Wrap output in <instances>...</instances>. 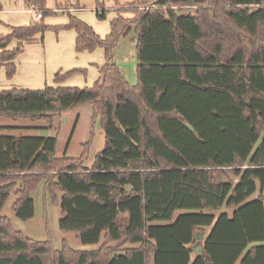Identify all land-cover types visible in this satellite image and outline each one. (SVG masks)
Instances as JSON below:
<instances>
[{
    "label": "trees",
    "instance_id": "1",
    "mask_svg": "<svg viewBox=\"0 0 264 264\" xmlns=\"http://www.w3.org/2000/svg\"><path fill=\"white\" fill-rule=\"evenodd\" d=\"M131 6L105 36L72 12L52 27L77 31L78 52L104 49L92 85H62L86 71L74 67L59 70L55 86L0 90V116L54 128L57 115L88 103L106 132L103 150L86 165L90 142L80 155L60 154L56 137L16 136L0 126V264H264V0ZM43 18L0 36L9 78L24 42L42 40L50 28ZM133 30L135 84L114 55ZM42 184L45 199L61 206V230L100 242L97 248L67 240L57 247L52 237L38 241L16 229L3 213L9 196L26 221Z\"/></svg>",
    "mask_w": 264,
    "mask_h": 264
},
{
    "label": "rangeland",
    "instance_id": "2",
    "mask_svg": "<svg viewBox=\"0 0 264 264\" xmlns=\"http://www.w3.org/2000/svg\"><path fill=\"white\" fill-rule=\"evenodd\" d=\"M131 1L134 0H45V7L52 8L50 10L47 9L49 12L45 13L44 15L46 16L43 18L44 23L50 26V28L46 30V33L48 34L47 37L49 38L47 42H50L49 43L50 60L51 59L55 60L62 57L59 49L57 48V45L53 43L54 41L51 42L53 33L56 35L58 33V30L52 28V26L57 23L52 24L50 21L54 19L60 20L62 18L69 19L70 16L68 12H59V11L53 12L55 7H59L56 6L57 3L59 2H64V4L69 3L68 5L64 6L67 8H69L72 3L77 7L78 5H80L81 9H78L76 11L74 10L75 12L71 10V12L82 18L90 25H93V28L96 29L98 32L100 31L103 32L102 28L104 26H106V29L111 31L110 30L111 20L113 19L112 17L115 16L114 7L119 9L126 7L123 8L122 10H126L125 12L129 13L127 9L131 10L132 6L131 4H128V2ZM142 1H147V0H142ZM148 1H152V0H148ZM0 3L2 4V9H3L4 3L2 2V0H0ZM98 3L104 4L108 8V10L106 11L107 16L105 18H100L97 14L98 11L96 8L98 6ZM21 5H22L21 3L16 4L14 7H10V9L11 10L14 9L15 11H17L20 8H22ZM35 5L42 9H46L45 7H43V5H39L38 3ZM30 7L31 6L28 5L26 8H30ZM30 23H31V18L29 24ZM53 39L55 40L54 37ZM134 39H135V30H133L129 35L122 37V39H120L114 52L116 63L120 66L122 72L127 74H129L128 70L130 66H133L135 64L132 54L136 50ZM127 45H129L130 48ZM131 49L133 51H131ZM76 50L74 51V56L77 53ZM63 57H65V55ZM73 61H75V57ZM70 62L72 61L70 59L69 53H67V63ZM97 66L98 64L94 62H89L87 66L79 67L86 70L85 73L73 74V76L77 74L82 76V79L78 81V83L80 82V84H78L74 78L72 79L73 76H71L64 81L65 85L73 86L78 84L77 86H81V87L92 85L94 81L93 79H89L90 70L93 69L95 71L96 70L98 71ZM92 114H93V108L91 104L79 103L73 105L72 108L64 111L61 115H57L54 128H50L49 123L46 122L45 120H40L35 122L27 118L17 120L7 116L6 117L0 116V126L6 128L5 129L6 134L9 133L16 136L45 135L47 137H56L57 138L56 150H58L60 154L67 153L68 155H72V156L80 155L84 151L83 145L87 142H90L88 146L89 158L88 161L86 162V165H92V162L95 160L96 155L103 150L106 140V132L101 127L100 119H97L96 122L94 123ZM260 189L261 186L260 184H258L257 193L260 191ZM256 196L257 194L255 193L253 194L252 198ZM33 198L34 201H36L35 215L30 219H26L25 221L17 217V215L14 212L13 209V203H14L13 201L15 199L14 193H12L9 196V199L6 203L3 213L13 220V224L15 225L17 230L22 231L26 236L28 235L32 239L38 241L52 237L57 247H61V244L64 240H67L69 244L75 249L78 248L94 249L101 244L100 242L94 244H85L83 243L81 238L76 236L75 234L64 233L61 230L60 228V219L62 215L61 206L52 203L48 199V197L47 199H45L43 184L33 193ZM222 210L231 211V208L223 207ZM180 212L181 210H178L176 212L177 216L178 213ZM216 213L219 215L220 211H216ZM198 243L200 242H196L194 246H196ZM149 264H153V262H150Z\"/></svg>",
    "mask_w": 264,
    "mask_h": 264
},
{
    "label": "crops",
    "instance_id": "3",
    "mask_svg": "<svg viewBox=\"0 0 264 264\" xmlns=\"http://www.w3.org/2000/svg\"><path fill=\"white\" fill-rule=\"evenodd\" d=\"M2 2L4 3V7L6 8L3 7V9L0 10V36L10 34V32L12 31V27L28 25L30 22V18H31V22L34 20H37L36 16H34V14H32L30 11H28V8H26L28 5L33 4V2H30V0H2ZM19 3L22 4L21 5L22 8H20L17 11H15L14 9L13 10L10 9V7H14L16 4H19ZM129 3L130 2H128V4ZM44 4H45V0H44ZM68 4L69 3L64 4V2H59L56 4V6L63 7ZM45 8L46 10L52 9V8H47V7ZM123 8H126V7H123ZM123 8L119 9V8L114 7L115 16L112 18H115L116 16H118V11L122 10ZM78 9H81L80 5H78V7L74 6L72 11L75 12ZM96 9L98 12H104L108 10L106 5L101 4V3H98V6ZM124 13L126 12L124 11ZM68 20L69 19L62 18L60 20L54 19V20H51L50 22L52 24L57 23L54 25H64L68 22ZM54 25L52 27H54ZM102 31L103 32L101 31L100 32L97 31V32L100 33V35L104 36L105 33L108 32L109 30L106 29V26H104L102 28ZM47 35L48 34L45 31L44 35H42L43 36L42 40L40 38L41 34H38L36 40L24 42L23 51L15 59L17 71L13 77L9 78L7 76L6 67H4L7 61H5L4 65L0 63L1 64L0 65V90H6V89H11V88L39 89V88H44L46 85H50V84L55 86L56 82H54V79L59 70L66 72V71L71 70L74 67L87 66L89 62H94L98 64L97 66L98 71L91 69L90 74H89V79H93V81L96 82L97 78L100 75L99 66L103 65L105 62V51L103 48H99V49L97 48L94 51L89 50V51L78 52L75 48L77 31H75L72 28L71 29H61V30H58L57 35L53 33L52 36L55 38V40L52 37L51 42L54 41L53 43L57 45V48L59 49L62 57L55 59V60H52V59L50 60V56H49V53H50L49 43L50 42H47V40L49 39ZM18 43L19 41L17 39H14L7 46V48L8 49L14 48L18 45ZM127 46L129 47V45ZM75 50L77 51V53L74 56ZM131 51L133 50L131 49ZM67 53H69L70 59L72 61L70 63H67ZM132 54H133V59L135 61L134 55L136 54V50ZM64 55L65 57H63ZM74 57H75V61H73ZM136 67H137V64L135 63L133 66H130L128 70L129 74L124 73L127 79L133 84L137 82ZM73 78L78 83V81L82 79V76L77 74L73 76L72 79ZM61 84L65 85L64 82ZM78 84H80V82Z\"/></svg>",
    "mask_w": 264,
    "mask_h": 264
},
{
    "label": "built area",
    "instance_id": "4",
    "mask_svg": "<svg viewBox=\"0 0 264 264\" xmlns=\"http://www.w3.org/2000/svg\"><path fill=\"white\" fill-rule=\"evenodd\" d=\"M31 7L28 8V11H30L32 14H34V16H36V18H43L45 15H44V11L45 9H42L38 6H36L35 4H31L30 5ZM75 5H73V3L70 5L69 8L67 7H55L53 12L54 11H59V12H71V10L73 9Z\"/></svg>",
    "mask_w": 264,
    "mask_h": 264
},
{
    "label": "water",
    "instance_id": "5",
    "mask_svg": "<svg viewBox=\"0 0 264 264\" xmlns=\"http://www.w3.org/2000/svg\"><path fill=\"white\" fill-rule=\"evenodd\" d=\"M135 1H131L129 4H134ZM203 235H199V238L201 239ZM202 243H198L196 246H194L195 253H199L202 249Z\"/></svg>",
    "mask_w": 264,
    "mask_h": 264
}]
</instances>
